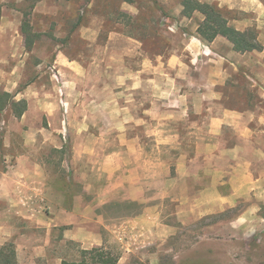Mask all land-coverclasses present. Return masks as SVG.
Returning a JSON list of instances; mask_svg holds the SVG:
<instances>
[{
  "label": "rangeland",
  "instance_id": "1",
  "mask_svg": "<svg viewBox=\"0 0 264 264\" xmlns=\"http://www.w3.org/2000/svg\"><path fill=\"white\" fill-rule=\"evenodd\" d=\"M92 1L95 6L87 7ZM130 1L138 9L136 15L121 9L122 2L129 4L125 0L22 3V15L35 37L33 48L20 60L18 90L24 94L29 85L39 88L42 94L35 97L37 102L51 105L53 113L49 120L42 115V134H52L56 143L57 139L62 143L58 152L42 141L39 151L47 163L54 201L47 213L52 210L55 220L61 209L71 215L85 204L92 210L97 207L103 217L101 247L119 258L129 255L122 264H264V204L256 192L252 189L231 206H221V212L211 214L208 184L184 179L189 173L203 178L207 164L205 156L195 153L204 152L209 144V111L205 108L197 113L194 108L196 86L189 74L197 71L183 53L192 25L203 17H183L179 0ZM34 6L37 12L32 14ZM126 16L137 27L130 26ZM140 52L150 57L148 78L139 74L143 65ZM157 55L160 60L154 59ZM170 55L181 57L186 68L180 72L168 67ZM142 79H148L143 88ZM173 86L177 92H185L182 108L174 105ZM177 168L183 177L180 181L174 177ZM163 170L171 181L166 186L169 198L160 200L158 223L170 227L172 234L151 242L143 230L138 233L127 228L125 235L108 232L112 226L118 230L146 205L156 206ZM131 181L139 184L134 186ZM89 185L91 189L84 191ZM140 195L146 204L131 201ZM190 197L199 202L185 203ZM63 221L71 224L74 219ZM76 224L47 229L24 225L15 244H6L22 248L16 251L18 264L78 262L81 245L61 239L64 231H76ZM26 246H32L34 252L25 253Z\"/></svg>",
  "mask_w": 264,
  "mask_h": 264
},
{
  "label": "crops",
  "instance_id": "2",
  "mask_svg": "<svg viewBox=\"0 0 264 264\" xmlns=\"http://www.w3.org/2000/svg\"><path fill=\"white\" fill-rule=\"evenodd\" d=\"M201 1L215 4L230 12L232 16L229 18V26L239 33L254 31L260 47L257 51L238 53L222 37L205 44L196 35L199 24L192 25L194 29L191 35L183 42V53L191 58L189 65L197 71L196 75L189 74L190 82L196 86L194 100L197 99L198 102L194 108L197 113L205 108L206 112L209 111V144L204 146V152L195 153L197 157L205 156V174L203 178H199L198 174L189 173L184 175V179L190 178L193 182L200 180L203 184H208L206 188H209V213L214 214L221 212L223 206H231L239 198L248 195L252 189L264 204V0ZM24 2L25 0H0V95L6 94L11 98L0 109V248L11 241L15 244V238L22 236L19 229H23L24 225L47 229L58 225L71 226L76 222L77 230L64 231L61 239L79 243L83 251L101 248L103 242L100 230L103 217L96 212L97 207L92 210L85 204L82 210L73 209L71 215L61 209L58 219L55 220L51 217L52 210L48 213L46 211L47 208H52L54 201L47 163L39 156V151L42 141L45 147L49 145L50 149L58 152L62 150V143L57 138L56 143L52 134H42V115L49 120L53 113L50 111L51 105L37 102L35 97L42 94L39 88L29 85L24 94L18 90L21 84L20 60L22 55L28 54L20 32L23 21L21 6ZM95 2H90L87 7L95 6ZM129 4L122 2L121 9L136 15L138 9H133V4ZM32 11L30 10L32 14L37 12L35 6ZM181 11L182 8L179 7V14ZM197 16L199 15L196 14L195 17ZM140 53L143 65L139 74L142 78H148L147 64L150 57L144 56V52ZM160 58V55L154 57L155 60ZM180 58L170 55L167 66L183 71L186 65ZM130 74L135 77L133 73ZM144 80L142 79V88L148 84H145L148 79ZM176 88L173 86L171 89V93L175 92L177 98L174 105L182 108L185 92H177ZM167 93L169 91L165 92ZM20 102H24L25 111L17 117L18 112L12 104ZM36 125L40 127H32ZM175 172V180L180 181L183 177L179 175L178 168ZM161 180L155 207L146 205L135 216L122 223L118 230L112 226L107 231L122 232L125 235L127 228L138 233L143 230L151 242L162 241L171 235L170 227L158 223L162 206L160 200L164 202L169 198L166 186L168 187L171 177L163 170ZM131 183L134 186L139 184L134 181ZM202 188L205 187L201 186ZM90 189L91 185L83 188L84 191ZM122 189V186L117 188L118 191ZM131 201L147 203L143 200V195L131 198ZM184 202L196 205L199 200L190 197ZM196 209L197 207L193 212L194 219H197ZM69 217L74 219L71 224L63 221L69 220ZM16 247L15 253L17 250L22 251L19 244ZM24 251L31 254L34 248L26 246ZM128 256L124 254L117 264H122Z\"/></svg>",
  "mask_w": 264,
  "mask_h": 264
},
{
  "label": "trees",
  "instance_id": "3",
  "mask_svg": "<svg viewBox=\"0 0 264 264\" xmlns=\"http://www.w3.org/2000/svg\"><path fill=\"white\" fill-rule=\"evenodd\" d=\"M127 3H132L130 0H125ZM182 8L181 15L186 18H191L194 14H199L203 17L199 23L196 35L205 44L211 43L215 38L222 37L227 39L238 53H247L259 50V45L256 41L254 31L239 33L229 26V19L226 17V11L219 8L215 4L201 3L198 0H179ZM32 8V7H31ZM140 16V12L139 15ZM137 16V17H138ZM21 23L20 32L24 38V49L30 52L34 46V35L31 31L30 24L25 20ZM126 19H133L126 16ZM130 26L137 27V22H129ZM143 29L146 24L142 26ZM11 98L6 94L0 95V109H3ZM17 110L19 117L25 111L24 102L12 104ZM80 260L78 262L62 261L61 264H117L119 255L113 256L104 248H92L89 251L80 250ZM0 264H18L16 260L15 249L12 244H6L0 248Z\"/></svg>",
  "mask_w": 264,
  "mask_h": 264
}]
</instances>
